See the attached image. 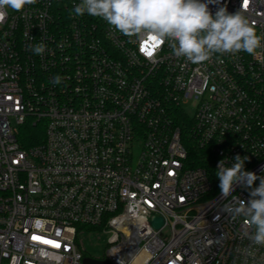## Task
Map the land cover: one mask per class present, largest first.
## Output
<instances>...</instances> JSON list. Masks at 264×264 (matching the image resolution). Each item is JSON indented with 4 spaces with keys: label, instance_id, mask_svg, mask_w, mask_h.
I'll list each match as a JSON object with an SVG mask.
<instances>
[{
    "label": "built area",
    "instance_id": "2783aa9c",
    "mask_svg": "<svg viewBox=\"0 0 264 264\" xmlns=\"http://www.w3.org/2000/svg\"><path fill=\"white\" fill-rule=\"evenodd\" d=\"M79 3L37 0L0 22V264H264L245 218L220 210L216 176L236 155L264 176V39L194 64L70 14ZM225 6L264 37V0L209 9ZM28 125L42 129L30 145ZM87 230L106 235L104 257L83 250Z\"/></svg>",
    "mask_w": 264,
    "mask_h": 264
},
{
    "label": "clouds",
    "instance_id": "9594fccd",
    "mask_svg": "<svg viewBox=\"0 0 264 264\" xmlns=\"http://www.w3.org/2000/svg\"><path fill=\"white\" fill-rule=\"evenodd\" d=\"M37 0H0V22L7 16V10L21 11ZM219 0H80L70 14L82 16L85 13L101 18L108 25L128 37L152 39L169 46L177 57H185L194 64L202 63L213 54H237L241 51L253 54L261 46L262 36L249 24L240 12L229 13L226 6L213 14L209 4ZM35 55H42L45 45L40 42L29 45ZM53 84H60L56 75ZM232 165L227 158L219 161L216 176L220 183L221 196L225 203L220 210L230 220L243 216L252 229L245 235L255 245L264 246V176L245 171L247 156L236 155ZM259 180V186L253 187ZM250 189V199L245 202L232 196L234 186ZM231 197V199H228Z\"/></svg>",
    "mask_w": 264,
    "mask_h": 264
},
{
    "label": "rangeland",
    "instance_id": "374dc122",
    "mask_svg": "<svg viewBox=\"0 0 264 264\" xmlns=\"http://www.w3.org/2000/svg\"><path fill=\"white\" fill-rule=\"evenodd\" d=\"M187 113L189 117L194 115V107L188 105ZM106 235L97 230H87L79 235V241L83 250L90 256L102 258L106 251Z\"/></svg>",
    "mask_w": 264,
    "mask_h": 264
},
{
    "label": "trees",
    "instance_id": "16d2710c",
    "mask_svg": "<svg viewBox=\"0 0 264 264\" xmlns=\"http://www.w3.org/2000/svg\"><path fill=\"white\" fill-rule=\"evenodd\" d=\"M23 142L27 145L38 142L42 138V129L41 126H32L28 125V127L23 131ZM195 148V147H194ZM191 156H197V151L192 150Z\"/></svg>",
    "mask_w": 264,
    "mask_h": 264
},
{
    "label": "water",
    "instance_id": "95a60500",
    "mask_svg": "<svg viewBox=\"0 0 264 264\" xmlns=\"http://www.w3.org/2000/svg\"><path fill=\"white\" fill-rule=\"evenodd\" d=\"M152 223L155 227L159 228L163 223V219L162 217H155L153 218ZM83 261L85 264H112L108 259L101 260V259L91 258L88 256H86Z\"/></svg>",
    "mask_w": 264,
    "mask_h": 264
},
{
    "label": "snow or ice",
    "instance_id": "6c2138e0",
    "mask_svg": "<svg viewBox=\"0 0 264 264\" xmlns=\"http://www.w3.org/2000/svg\"><path fill=\"white\" fill-rule=\"evenodd\" d=\"M152 40V39H151ZM153 41V40H152ZM158 42H155L154 44H153V46H152V50H154V48L155 47H157L158 46ZM149 55H151V51H149ZM34 239H36V237H34Z\"/></svg>",
    "mask_w": 264,
    "mask_h": 264
}]
</instances>
